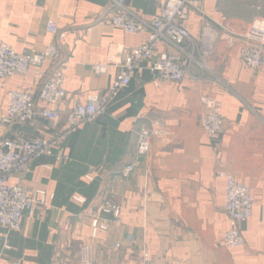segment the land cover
Returning a JSON list of instances; mask_svg holds the SVG:
<instances>
[{"label": "crops", "instance_id": "crops-1", "mask_svg": "<svg viewBox=\"0 0 264 264\" xmlns=\"http://www.w3.org/2000/svg\"><path fill=\"white\" fill-rule=\"evenodd\" d=\"M121 1L142 18L157 13L154 1ZM113 7L111 0H0V40L16 51L48 44V20L64 33L59 45L67 95L58 105L57 125L87 95L105 94L124 51L147 37L112 26ZM204 8L207 20L192 13L186 28L200 47L209 48L204 60L210 71L200 75L195 68L173 82L159 79L148 69L151 61L145 62L103 115L66 139L62 150L68 159L32 161L23 182L44 191V204L37 202L32 215H24L19 230L0 225V264H79L86 243L93 246L95 264H141L144 253L155 264H264V65L252 68L240 59L243 32L264 11V0H205ZM157 50L176 48L160 44ZM98 63H108V71L96 74ZM48 75L45 62L41 76L32 68L0 78V116L9 89L37 91ZM205 97L220 104L225 123L218 137L207 136L200 125ZM157 120L165 121L166 133L152 138L147 154L137 155L139 129ZM51 125L37 117L32 124L0 129V137L42 136ZM129 163L135 165L130 177L114 179ZM90 171L91 181L85 179ZM222 171L244 182L253 197L252 214L241 224L242 248L222 241L228 226ZM107 185L114 187L122 222L92 238L90 212Z\"/></svg>", "mask_w": 264, "mask_h": 264}, {"label": "built area", "instance_id": "built-area-1", "mask_svg": "<svg viewBox=\"0 0 264 264\" xmlns=\"http://www.w3.org/2000/svg\"><path fill=\"white\" fill-rule=\"evenodd\" d=\"M111 1L114 7L109 23L126 33H147V37L140 45L124 51L119 71L109 83L106 93L87 95L84 101L67 110L60 125L55 124L58 120V105L64 101L67 92L64 87L63 54L59 45L64 33L57 22L48 20L46 30L53 38L42 49L18 52L7 42L0 40V78L25 75L32 68H35L37 76H41L43 64L49 62V75L37 91L28 87L7 91V106L0 116V129L13 123L32 124L37 117L52 122L42 136L0 137V225L8 230H19L24 215H32L37 202L44 204V191H32L23 182L22 176L32 161L42 157H53L56 161L68 159L69 156L62 150L66 139L80 124L92 122L103 115L120 90L128 86L133 76L143 70L145 62L151 61L148 69L159 79L173 82H181L195 68L200 70V75L204 71H210L204 60L209 54V48L200 47L186 28V20L192 13L207 20L205 0H151L157 3V13L149 20L136 14L121 0ZM243 33L246 41L240 48L241 61L252 68L263 66L264 16H254ZM160 44L173 45L176 50L158 52ZM109 66L108 63H98L93 65V70L96 74H102L108 71ZM202 104L204 113L200 119L201 128L207 136L218 137L225 123L220 104L211 97L203 98ZM166 129L167 125L163 120L143 125L138 131L137 155L147 154L152 138L165 134ZM134 168V163L127 164L114 175V179L117 176L128 179ZM91 173L92 171L86 173L85 179L93 180ZM218 175L225 179L223 211L228 221L222 241L229 248H242L245 239L241 224L252 214L253 197L249 187L231 173L222 171ZM12 177L16 179L14 182H10ZM35 194L40 196L38 201ZM73 199L80 203L85 201L78 195H74ZM90 218L92 238L122 222L113 185H107L103 189L97 205L90 212ZM78 230L75 228L76 233ZM119 246L117 242L114 245L115 248ZM94 262L93 246L83 244L79 250V264H95ZM141 264L155 263L148 253H144Z\"/></svg>", "mask_w": 264, "mask_h": 264}, {"label": "rangeland", "instance_id": "rangeland-1", "mask_svg": "<svg viewBox=\"0 0 264 264\" xmlns=\"http://www.w3.org/2000/svg\"><path fill=\"white\" fill-rule=\"evenodd\" d=\"M258 11H259L258 15L264 16V11H262L261 9H259Z\"/></svg>", "mask_w": 264, "mask_h": 264}]
</instances>
